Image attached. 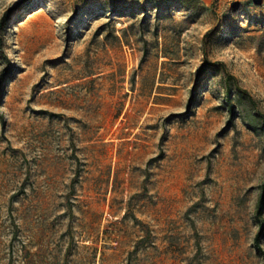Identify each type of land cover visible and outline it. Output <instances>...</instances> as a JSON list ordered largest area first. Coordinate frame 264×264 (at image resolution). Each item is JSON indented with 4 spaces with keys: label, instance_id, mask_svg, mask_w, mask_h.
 <instances>
[{
    "label": "rangeland",
    "instance_id": "374dc122",
    "mask_svg": "<svg viewBox=\"0 0 264 264\" xmlns=\"http://www.w3.org/2000/svg\"><path fill=\"white\" fill-rule=\"evenodd\" d=\"M261 116L264 0H0V264H264Z\"/></svg>",
    "mask_w": 264,
    "mask_h": 264
},
{
    "label": "trees",
    "instance_id": "16d2710c",
    "mask_svg": "<svg viewBox=\"0 0 264 264\" xmlns=\"http://www.w3.org/2000/svg\"><path fill=\"white\" fill-rule=\"evenodd\" d=\"M210 69L208 68V63L205 60L201 66L199 67V69L197 70L196 73V78L199 79L202 75L206 74ZM224 80L226 81V86H225V93L227 96V99L229 101L232 100V97L234 96V90L233 87H237L236 83H234V81H236V78L232 75H227L225 76ZM233 86V87H232ZM237 92L241 95V97L243 99H249L248 101L250 103H255L254 99L248 94V92L246 90H239L237 88ZM231 112L233 113V106L231 108ZM259 115V114H257ZM260 117V115H259ZM262 119H264V116H261ZM264 121V120H262ZM262 193L261 196L259 198L258 201V205H257V217L259 219V223H260V232L258 233V235L255 238V248L258 252H262V248H261V238H262V232H264V222H262V215H264V186H262L261 188Z\"/></svg>",
    "mask_w": 264,
    "mask_h": 264
},
{
    "label": "water",
    "instance_id": "95a60500",
    "mask_svg": "<svg viewBox=\"0 0 264 264\" xmlns=\"http://www.w3.org/2000/svg\"><path fill=\"white\" fill-rule=\"evenodd\" d=\"M252 1H253V3H254L255 5H260L262 0H252ZM232 7H233L234 9H237V8L239 7V4H238L237 2H234V3L232 4Z\"/></svg>",
    "mask_w": 264,
    "mask_h": 264
}]
</instances>
